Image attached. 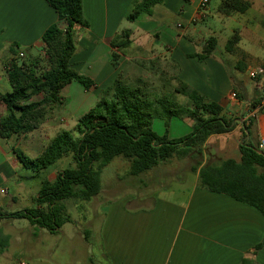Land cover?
<instances>
[{
	"label": "crops",
	"instance_id": "1",
	"mask_svg": "<svg viewBox=\"0 0 264 264\" xmlns=\"http://www.w3.org/2000/svg\"><path fill=\"white\" fill-rule=\"evenodd\" d=\"M133 1L82 0V16L88 27L74 29L75 52L70 65L78 74L90 78L94 87L85 90L77 82H71L60 91L61 105L52 109L37 130L0 139V143L12 142L7 152L0 154V185L11 178L18 182L21 175L17 171H36L35 177L40 178L43 170L25 168L17 155L33 159L59 130L73 131L78 118L96 105L100 91L110 86L125 66L160 59L173 66L180 81L207 101L219 104L223 117L231 121L232 128L227 133L209 136L195 172L192 169L196 160L184 157L180 161L182 165H176V161L168 164L172 167L168 177L161 170V163L147 173L131 177L135 188L118 199L106 201L103 196L113 189H102L96 196L99 201L91 203V217L101 218L98 238L102 253L99 254L105 264H243V261L264 264V217L246 204L205 190L198 180V171L205 164L239 160L241 144L257 146L264 152V108L255 111L250 120L247 103L260 96L261 91L245 79L248 69L264 67L249 50L257 44L264 45V0H243L250 4L248 10L227 17L218 12L222 0H208L206 15L195 22L192 20L201 0H163L154 6L151 16L140 14L135 21L129 22L126 17ZM55 24L64 28L55 10L45 0H0V94L10 91L7 77L10 63L18 57L27 60V56L41 54L42 34ZM125 30L129 32V45L118 53L114 66L110 43ZM225 30L231 37L236 35L238 38L230 51L225 50L231 38L224 36ZM222 37L223 42L219 44ZM207 38L215 40V48L209 57L199 61L196 56L202 53ZM260 87L264 88V79ZM173 93L178 104L188 102L185 97ZM231 93H236L238 100H232ZM4 115L5 108L0 104V121ZM247 125L249 131L245 132ZM191 126L189 118L173 117L169 121L167 138H181L191 132ZM151 129L158 136L165 131L160 119L152 121ZM211 143H215L214 149H208ZM16 146L33 156L18 153ZM230 147L236 150L238 159L224 158ZM171 160L175 159L162 163ZM62 171L59 170L51 181L41 178L39 184L42 180L54 182ZM16 187H21V182ZM39 189L35 191L38 193ZM0 193L8 196L10 202L16 200L14 191L9 195L7 187L0 188ZM33 195L31 208H38L34 202L37 194ZM71 202L86 212L84 203L89 202ZM67 213L70 216L68 208ZM82 219L87 221L85 216ZM19 220H23L21 225L15 223L18 220L4 218L0 223L10 221L8 227L27 230L33 235L77 237L88 248L91 246L73 216L57 234L38 230L25 219ZM10 234L9 230L0 229V237L8 239L7 247L2 252L0 248V256L7 258L9 254L5 252L9 249ZM80 254L83 258L80 264H98L94 253ZM61 255L66 260L55 264H74L76 253Z\"/></svg>",
	"mask_w": 264,
	"mask_h": 264
},
{
	"label": "trees",
	"instance_id": "2",
	"mask_svg": "<svg viewBox=\"0 0 264 264\" xmlns=\"http://www.w3.org/2000/svg\"><path fill=\"white\" fill-rule=\"evenodd\" d=\"M57 14L59 23L47 28L41 37V54L27 56L8 67L10 91L0 94V104L5 115L0 121V139H9L37 130L49 117L54 107L61 105L60 91L77 82L85 90L94 87V82L75 72L70 59L75 52L74 29L87 28L82 16V0H45ZM163 0H134L126 19L133 22L140 14L152 15L154 6ZM250 4L243 0H222L218 12L222 16L242 14ZM129 32L122 31L110 43L111 63L116 66L118 53L128 47ZM238 38L232 36L225 46L230 51ZM215 48V40L208 38L199 61L209 57ZM41 56L45 57L46 69L38 73ZM172 91L185 97L189 105H180L172 97L149 91L141 77L132 83L124 79L121 71L114 82L100 91L96 105L78 118L74 132L59 130L33 159L17 155L25 168L46 170L57 161L70 157L74 167L64 169L54 182L42 180L37 197L38 208L13 213H0V219H25L36 229H45L57 234L61 226L70 222L67 203L73 200L89 202L101 191L100 174L114 158L129 161L128 176L137 177L154 169L171 158L190 157L196 160L193 172L200 165L201 147L211 135H220L231 130V121L222 115V107L207 101L177 77L172 79ZM36 99V100H35ZM189 118L191 132L181 138L169 140L167 129L171 118ZM160 119L164 134L156 135L152 121ZM249 127H245V132ZM239 160L225 159L205 164L198 171L199 184L205 190L223 194L246 204L264 217V152L257 146L241 144ZM36 235V234H34ZM88 242V232L83 233ZM8 239L0 237L1 252ZM243 264H251L243 261Z\"/></svg>",
	"mask_w": 264,
	"mask_h": 264
},
{
	"label": "rangeland",
	"instance_id": "3",
	"mask_svg": "<svg viewBox=\"0 0 264 264\" xmlns=\"http://www.w3.org/2000/svg\"><path fill=\"white\" fill-rule=\"evenodd\" d=\"M223 33L225 34L224 36L226 38L230 36L229 33H227V30L223 31ZM207 39H205V41ZM222 42H223V37L219 40V44ZM249 50L256 58H258L260 64L264 65V45L261 46L257 44L255 45V47H252ZM144 58L147 59L148 56L144 55ZM24 60H25L24 58H19V57L14 59V61L17 64H20ZM165 63H166L165 61L156 58L150 61L145 60L142 62L141 61L133 62L132 63L133 65L132 64L127 65L122 70L124 79L128 83H132L135 77L140 76L141 79H143L144 82H146V84L149 86V91L156 93L158 96L167 95L172 97L173 99L174 93L172 91V88L174 86V81L172 79L176 77L177 72L173 68V66ZM45 69H46V60L45 57L41 56L38 73H42ZM245 79L249 81L247 74L245 75ZM248 86L249 89H251L250 87L251 84H248ZM257 97H255V99H251L247 101V103L249 104L250 111L252 110V107L258 102L260 96ZM237 100H238V96H237ZM186 101L188 100L186 99ZM183 105L187 106L189 105V102L183 103ZM252 117L253 115L250 116L249 119L252 120ZM71 132L75 137H77V133L74 132V130ZM10 145H12V142H1L0 154L6 151L7 147L8 146L10 147ZM15 148L18 153L22 152L27 157L33 156L32 155L33 153L23 151L22 148H18L17 146ZM214 148H215V143L209 144L208 149H214ZM201 149L203 152L204 145L201 147ZM227 157L238 159V154L236 150H233L230 147L227 154L224 155V158ZM183 158L184 157L181 158L175 157L174 158L175 160H171V162L169 163L160 164V168L162 171H164L165 177L169 176L170 173L169 169H172V167L168 164H171L176 161L175 162L176 165H182L183 162L180 161ZM218 158H220V156ZM215 160H217V158H215ZM129 165L130 163L126 159L122 157H116L107 166H105L102 169L100 174L101 190L109 187L113 189L108 195L103 196V198L106 201L118 199L120 196L124 195L125 193L127 194L128 191H131V189L135 188L134 187L135 182L130 181L131 177L128 176ZM74 166L75 164L72 162L71 158L66 157L57 161L49 169L40 172L41 173L39 175L40 178L35 177V175L37 174L35 170H34L35 172L31 170H23L25 171L24 173L21 172L19 173L17 171V173L21 175V179L18 182H16L17 180L15 178H11L5 181V184L0 185V188L7 187L9 189V195H11L14 191L16 198L14 202H10L8 201V196H5L0 193V212L12 213V212L22 211L31 208L32 207L31 200L32 198H34L33 194H37L35 190H38L40 188L39 182L41 178L44 177L50 180L59 170H64ZM25 173H29V174L26 175ZM24 175L27 176L28 179H25ZM148 175H150V173H148L147 176ZM20 182H21V187H16V184L17 183L20 184ZM99 199L100 198L96 197L93 200V202L84 203L86 207L85 213L77 209L75 202L70 201L67 204V208L69 210L70 216L74 217V220L75 222H77V225L78 223L80 224L78 227L82 228L84 232H88L87 243L91 245L89 248L85 246L83 242L80 241L77 237L72 236L68 239L64 235L47 236L41 233H36V235H33L30 234L27 230L22 231V229H16L13 228L12 226L8 227L10 225H7V223L10 221L8 222L6 221L5 223L3 221L0 223V229L5 231L9 230L11 234L9 237L10 240L9 249L7 252H5L8 253L9 256L8 258L7 256L6 257L0 256V264H20L21 262H24L25 264H44L45 262L47 264H55L56 262L59 263L65 259L64 257H62L61 253H76V257H74L73 259L74 264H80L83 262V258H81L80 253H94V255L96 256V258H94L96 263L105 264L101 255L99 254L102 253L99 247V238H98V231L101 225L100 223L101 218L98 219V217L97 218L91 217V203L95 204L97 203V201H99ZM83 216L86 217L87 221H84L85 219H82ZM22 222L23 220L15 221V223L20 225Z\"/></svg>",
	"mask_w": 264,
	"mask_h": 264
},
{
	"label": "built area",
	"instance_id": "4",
	"mask_svg": "<svg viewBox=\"0 0 264 264\" xmlns=\"http://www.w3.org/2000/svg\"><path fill=\"white\" fill-rule=\"evenodd\" d=\"M207 5H208V0H201L199 7H198V10H197V13H196V16L192 20L193 22L203 18L206 15ZM177 27L179 28L181 26L177 25ZM19 56L22 57L21 54ZM247 76H248L249 80L252 81L256 87H259V89L261 91L258 102L252 107V110L250 111L249 116H252V115H254L253 113L255 111H259V110H262L264 108V88L260 87L261 81H262V79H264V67L248 69ZM230 98L232 100H235L237 98V96L235 93H231ZM20 264H24V263L21 262Z\"/></svg>",
	"mask_w": 264,
	"mask_h": 264
}]
</instances>
